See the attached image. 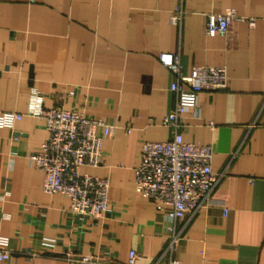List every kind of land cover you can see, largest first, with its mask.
<instances>
[{"label": "crops", "instance_id": "obj_1", "mask_svg": "<svg viewBox=\"0 0 264 264\" xmlns=\"http://www.w3.org/2000/svg\"><path fill=\"white\" fill-rule=\"evenodd\" d=\"M181 5L178 27L169 18L180 0H0V115H22L0 128V249L10 252L0 264H76L60 258L66 250L118 264L133 250L135 264H166L168 220L133 184L142 144L171 137L161 125L174 105L162 53L177 54L185 74L194 66L227 73L226 89L200 92L198 114L183 115V141L210 145L211 170L223 176L210 204L186 217L175 256L264 264V0ZM226 11L244 21L226 37L206 36V15ZM34 92L43 109L116 127L102 141L101 165L81 169L109 182L103 218H73L68 197L43 193V173L29 162L48 137L28 115Z\"/></svg>", "mask_w": 264, "mask_h": 264}, {"label": "built area", "instance_id": "obj_2", "mask_svg": "<svg viewBox=\"0 0 264 264\" xmlns=\"http://www.w3.org/2000/svg\"><path fill=\"white\" fill-rule=\"evenodd\" d=\"M181 2L169 18L171 25L178 27L184 14ZM205 19L204 33L208 37H226L233 22L244 21L233 11L209 14ZM158 61L173 78L168 90L174 96V105L161 122L171 137L163 142L142 144L139 163L133 169V184L136 194L157 203L164 211L168 237L161 257L166 258V264H179L175 255L186 217L210 204L223 176L211 170L210 145L183 141V115L190 110L198 114L200 92L226 89L227 73L221 66H194L185 74L177 54L162 53ZM30 104L28 115L43 121L48 133L39 149L29 156L31 166L43 173V193L68 197L67 212L73 218L87 217L92 221L103 218L107 212L109 182L106 178L82 173L81 169L101 165L102 141L114 134L116 127L62 107L43 109L42 97L37 92L32 93ZM21 119L20 114L4 113L0 115V128L11 129ZM209 127L213 128L212 123ZM1 218L7 219V216ZM9 255V251L0 249V262L7 261ZM59 256L68 263L118 264L108 255H81L66 250ZM135 259L136 253L130 250L124 264H135Z\"/></svg>", "mask_w": 264, "mask_h": 264}]
</instances>
